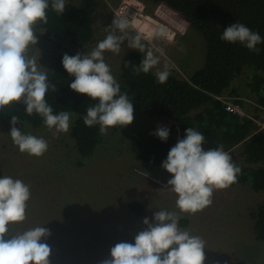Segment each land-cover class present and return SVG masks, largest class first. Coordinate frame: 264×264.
<instances>
[{
    "label": "rangeland",
    "instance_id": "obj_1",
    "mask_svg": "<svg viewBox=\"0 0 264 264\" xmlns=\"http://www.w3.org/2000/svg\"><path fill=\"white\" fill-rule=\"evenodd\" d=\"M66 3L94 8V39L83 50L65 45L59 48L55 42L44 40L37 22L33 26L37 44L30 45L27 54L36 58L39 70L47 76L54 57L65 49L73 56L94 49L112 31L109 27L115 16L130 21V35L139 32L147 47L154 52L163 51L160 63L152 69L154 73L163 70L167 63L170 75L190 78L204 67L206 41L190 27L191 23L183 34L179 33L182 35L172 28L176 32L174 40L154 36V30L165 24L175 25L176 19L170 14L156 18L157 6L138 0H66ZM120 7L129 13L118 15ZM127 45L125 40L119 54L104 52L105 62L120 86L124 55L140 52ZM249 82V74H243L233 87L238 88V96L255 102L257 97L249 89ZM263 113L257 111L256 116ZM153 122L146 115L134 114L130 125L108 130L95 154L82 159L75 148L71 127L67 132H56L46 125L17 123L22 133L47 141L48 150L37 157L21 153L9 134L11 122L0 121V178L7 175L20 179L31 191L25 221L9 225L10 232L46 227L51 235L42 238V242L52 249L50 264H102L110 258V249L115 244L135 243V236L147 227L143 223L145 218L154 222L155 212L167 210L180 216L181 229L205 241L204 264H264V242L256 240L250 216L251 208L262 203L264 196L247 186L227 187L214 190L212 204L203 210L195 214L180 212L175 203L177 194L167 189L171 177L162 168L142 164L130 150L132 136ZM228 154L233 161L241 160L240 147L235 154ZM132 202L144 206V217L133 212Z\"/></svg>",
    "mask_w": 264,
    "mask_h": 264
},
{
    "label": "clouds",
    "instance_id": "obj_2",
    "mask_svg": "<svg viewBox=\"0 0 264 264\" xmlns=\"http://www.w3.org/2000/svg\"><path fill=\"white\" fill-rule=\"evenodd\" d=\"M49 0H0V109L13 102H22L28 115L39 114L49 130L67 132L70 114L61 111L53 114L45 97L49 88L48 76L39 70L35 57L27 50L37 44L33 26L47 23ZM51 8L57 13L65 11V0H51ZM112 31L89 53L64 54L62 65L75 79L70 88L86 94L98 103L88 107L83 117L88 127L99 125V132L106 135L109 128L130 125L134 120V105L105 62L104 52L119 54L125 40L128 47L143 53V59L133 72L149 73L160 63L164 55L161 49L147 47L143 36L137 32L129 34L130 21L116 17ZM119 33V34H118ZM156 38L166 37L163 28L154 30ZM221 39L240 42L251 51H259L256 45L262 42L258 32H253L242 23L235 22L226 27ZM147 48V50H146ZM183 50V49H181ZM159 52V55L155 53ZM41 64V63H40ZM127 67V65H126ZM170 75L169 65L157 70L159 83H165ZM17 116H11L10 136L21 153L42 156L48 150L45 139L24 134L16 127ZM167 141L170 129L158 126L152 133ZM204 136L193 128L186 129V136L179 139L163 162L162 167L171 174L167 189L177 194L176 207L182 213L195 214L212 204L214 190L225 189L235 183L241 169L232 162L223 145L205 150ZM30 186L20 179L4 175L0 178V264H50L51 247L42 238L51 235L44 226H36L20 233L11 234L9 225L26 219ZM154 222L143 220L146 229L135 236V243L119 242L110 249V258L102 264H204L205 241L181 229L180 216L176 212L159 210L154 213Z\"/></svg>",
    "mask_w": 264,
    "mask_h": 264
},
{
    "label": "trees",
    "instance_id": "obj_3",
    "mask_svg": "<svg viewBox=\"0 0 264 264\" xmlns=\"http://www.w3.org/2000/svg\"><path fill=\"white\" fill-rule=\"evenodd\" d=\"M140 1L153 5L162 2L186 18L191 23L190 27L203 35L207 47L202 69L190 78L169 75L165 83H159L152 70L139 75L133 72V67L139 66L144 54L130 52L124 55L121 93L128 94L134 105V114L146 115L154 121L132 136L130 150L134 157L144 165L162 168L171 177L162 164L170 149L186 136V129L191 127L203 134L202 147L205 150L223 145L227 153L235 154L240 147L241 160L232 162L241 172L229 187L247 186L264 196V131L255 122L259 116L239 118L228 113L218 99H240L243 102L246 98L238 96V88L233 87V83L243 74H249L248 87L257 97L255 102L250 101L264 109V0ZM235 22L260 34L262 42L256 45L258 52L249 50L240 42L230 43L221 39L224 29ZM38 27L43 31L44 40L55 42L59 48L65 45L83 50L94 39V8L89 5L78 7L65 0V11L60 14L51 8L49 0L47 23L38 21ZM64 54L73 56L65 49L54 57L48 82L56 86V91L49 88L45 99L53 114L61 111L70 114L78 155L82 159H90L102 144L104 135L100 134L99 125L86 126L83 117L88 107L99 101L70 88L75 77L62 65ZM11 116H17L20 124L45 125L39 114L28 115L22 102H13L0 109V121L11 122ZM158 126L170 129L166 142L152 134ZM131 209L140 217L145 216L144 206L139 202H132ZM250 216L256 240L264 242V201L251 208Z\"/></svg>",
    "mask_w": 264,
    "mask_h": 264
},
{
    "label": "built area",
    "instance_id": "obj_4",
    "mask_svg": "<svg viewBox=\"0 0 264 264\" xmlns=\"http://www.w3.org/2000/svg\"><path fill=\"white\" fill-rule=\"evenodd\" d=\"M139 2L141 3H145V2H142L140 0H138ZM146 4V3H145ZM153 5V4H151ZM154 6H157V11L155 12V15L156 18L162 16L163 14H170L172 16H174L175 21H174V24L178 27L176 28L175 25H169V26H172L171 28H168L169 27L168 25H163L162 28L163 29H167V39L168 40H174L175 36H176V32L179 34V33H184V31L187 29V27L189 26L190 22L182 17L181 15H179L178 13L174 12L173 10H171L169 7H167L165 4H163L162 2L158 3V4H154ZM166 12V13H164ZM129 13V10H126L125 7H120L119 10H118V15H127ZM179 19L182 20L183 22H179ZM176 20L179 22L177 23ZM176 30L175 34L172 32L173 29ZM182 34H179V35H182ZM219 100H221L223 102V104L225 105V110L232 114V115H235V116H238L239 118H244V117H247V118H255L256 116V113L257 111H261L262 113L264 112V109L262 107H260L258 104L250 101V100H243V102L240 100V99H231V98H221L219 97L218 98ZM240 100V102H239ZM262 120L264 122V113L263 114H260L259 118L258 119H255V122L257 123L259 129L261 131H264V124L261 123Z\"/></svg>",
    "mask_w": 264,
    "mask_h": 264
},
{
    "label": "bare ground",
    "instance_id": "obj_5",
    "mask_svg": "<svg viewBox=\"0 0 264 264\" xmlns=\"http://www.w3.org/2000/svg\"><path fill=\"white\" fill-rule=\"evenodd\" d=\"M134 14V13H133ZM148 28V27H147Z\"/></svg>",
    "mask_w": 264,
    "mask_h": 264
}]
</instances>
